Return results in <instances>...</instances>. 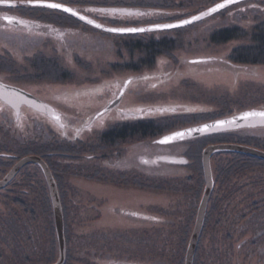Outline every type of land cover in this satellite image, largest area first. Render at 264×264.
<instances>
[{
	"label": "rangeland",
	"instance_id": "374dc122",
	"mask_svg": "<svg viewBox=\"0 0 264 264\" xmlns=\"http://www.w3.org/2000/svg\"><path fill=\"white\" fill-rule=\"evenodd\" d=\"M141 1H143L144 6H152L151 8L157 9L148 19L172 20L204 10L215 0H48V2L61 3L64 6H73L78 12H82L92 19L96 18L100 20V23L110 27H139L147 24L144 22L147 18L135 23L136 19L124 17V19H118L114 23L109 19H99L98 17L102 15L88 11V6L97 8L101 6L105 10L124 9L129 12L133 10L132 7H138L134 5H142ZM7 2L23 5L21 0H7ZM240 3L226 10L222 16L213 17L189 28L161 34H146V37H153L154 39H171L178 46L170 54L166 52L168 55H158L155 58L157 59L156 64L154 63L155 65L152 66L140 65L139 60H141L142 54L137 49H130L134 47L127 46L131 41H127L124 36L100 34L93 32L87 26L76 25L71 21L65 23L56 21L57 24H55L46 20L44 23L41 20L42 14L35 13L32 16L40 20V25L52 26L53 32L59 36L50 37L47 33H40L46 32L48 29H40L38 32L34 29L12 27L7 29L6 27V29L0 30V78L8 77L9 79L4 81L31 91L35 95L45 97L49 96L50 89L54 87L59 92L72 90L80 83L88 84L89 81L95 82L97 78H103L104 80L102 79L100 82L103 86L93 90L96 97L91 99L93 105L87 104L94 107L93 111H95L101 109L107 100L116 93L115 90L110 93L109 89H104L108 81L113 80L116 85H119L125 77L134 76L133 70L139 66L142 71L140 74H144L145 82L140 80V85H138L139 81L134 82L126 92V97L119 108L134 106L180 108L177 111L172 109L167 111H163V109L159 112L152 111L146 113L142 118L167 116L173 113L181 114L182 112L232 116L243 111H264V65L231 64L228 58L234 48L252 45V28L258 22H264V2ZM20 10L23 9H15L14 14L19 13ZM232 25L243 29L246 36L236 37L226 43L210 42V35L213 31ZM3 53L11 54L10 59L14 61L15 65L7 56H3ZM195 58L212 59V61L190 65L188 61ZM31 59L34 60L29 61ZM50 66L60 70L56 73V77L49 74L47 68ZM66 72L67 74H64ZM64 75H68L69 79L65 78ZM106 75L108 76L106 77ZM109 86L111 85L109 84ZM102 94L104 95L102 96ZM98 96L100 97L97 98ZM42 99L48 100L47 98ZM71 99L69 98L68 102L76 107L82 102L78 100L71 102ZM52 105L63 112L65 109H71L61 97H57ZM189 109L195 111H189ZM112 122H114V113L111 111L96 123L93 131L100 133ZM190 124H175L172 130L177 131L183 129L182 127L193 126ZM7 125L2 124V129H0V152L15 154L20 159L25 157L23 156V147L28 145L47 146L50 143H48L50 136L45 134V130L38 122L33 125L34 130H36L35 133L33 130H29L27 133H22L27 135L21 136L18 131L16 132V140L23 139L25 144L11 140V130L8 129V126L11 129V122L10 125ZM87 134L85 133L86 136ZM243 134L264 136V126L252 128ZM154 137L159 136L143 138L142 144L136 148L133 147L132 151L127 148L124 152L121 149L122 152L119 154L122 157L118 159L117 167L124 170L137 164L144 175L152 177V173H154L156 174L154 177L159 178L158 183L143 181L144 189L140 193L145 195L144 204L153 201L151 196H154V201L160 207L158 209L160 215L163 216L167 213L171 215L169 222L160 223V232L157 233L159 237L153 234L149 236V233L143 238H137L138 242L135 248L132 246L135 245V240L130 235L127 236L128 234H121L120 230H113V232H108L105 235H95L94 238L90 234L92 228L89 225L81 228L77 226V221L70 222L72 224H70V230L67 234L69 241L67 264H91L92 257L90 258V256L94 257V255L100 256L101 259L113 261L126 258L127 261L136 260L140 264H184L183 258L195 224L196 209L199 206L205 186L203 175H201L202 185L199 199L193 198L192 194L187 193V190L183 188L186 182L193 188L198 185L195 171L190 168L193 165V160L190 158L199 152L201 153L209 142L205 140L200 145L196 140H192L184 145L150 146L149 143L154 141ZM100 141H96L94 144H99ZM55 145L58 144L55 143ZM196 145L201 146L200 151L198 148L192 149ZM120 146L115 147V150H119ZM90 149L91 147H87L83 150L84 153L82 152L80 159L72 167L75 170L76 167L79 168L77 170L79 171L77 174L79 178L68 179L71 183L78 185L84 193L90 189L98 190L91 184V161L88 155L95 151L91 152ZM228 154L221 159L228 158L230 156ZM158 155L183 156L184 158L186 156L188 168L169 166L164 163H159L155 167L151 161ZM141 157L146 158L149 162H141ZM112 159L113 162L114 158ZM217 160L219 158L213 156L210 163L214 176H216L215 163ZM2 161L7 160L1 158L0 163ZM250 163L252 164V162ZM202 171L201 168V174ZM98 180L103 182L100 178ZM166 182L170 184L164 186L165 184L162 183ZM114 186L111 190L112 199L119 202L113 204L122 206L124 202L121 201L120 194H123V190H117ZM16 189L11 198L18 200V202L23 201V203L28 204L38 200L37 194L23 196L19 194L22 191ZM100 189L101 192L98 193L103 194L104 188L100 187ZM78 195L79 197L76 196L77 200L80 198V194ZM146 195H150V197L148 198ZM212 195L207 207V217L195 253L194 264H264V165L256 166L253 163L247 169L245 168L242 173L233 175L228 183L217 182ZM86 197V194H81L79 200L86 203ZM189 203H191L190 207ZM5 208L7 207L5 206ZM34 208L35 222H30L24 217V214L29 213V211H23L17 206L11 207V219L13 220L11 232L7 229H0V256L2 259L0 264L8 261L10 250L11 257L14 255V258L15 256L19 258L15 260L16 263L19 260L25 261L29 255L31 264L45 263L41 256L45 255L47 243L50 242L51 238L49 233L44 231L46 219L42 216V210L38 206H34ZM79 208L76 217L72 211L68 212V221L77 220L78 216L79 219L88 218L86 206L82 204ZM3 209L4 207L2 208L0 203V212H3ZM4 212L7 213V209ZM190 212L195 213L188 223L186 218ZM186 222L188 225L184 231L181 226L185 225ZM116 223L112 222L111 224L117 225ZM113 229L117 228L113 227ZM155 237H157L156 240ZM122 239L128 240L125 246L133 247L127 248L126 253L120 251ZM93 241L96 246L100 247L103 242H108L106 244H111V247L108 249L99 248V252L103 251V253L92 255L90 250ZM239 242L242 244L240 249H238ZM139 245L142 248H139ZM56 251L58 252L57 246ZM12 261L13 257L11 264H16Z\"/></svg>",
	"mask_w": 264,
	"mask_h": 264
},
{
	"label": "flooded vegetation",
	"instance_id": "af4514ba",
	"mask_svg": "<svg viewBox=\"0 0 264 264\" xmlns=\"http://www.w3.org/2000/svg\"><path fill=\"white\" fill-rule=\"evenodd\" d=\"M222 1H224V0H215L214 2H212V4L210 6H208L204 10H201V11H199L193 15H190V16L186 15L183 18H175L172 20H170V19H168V20H157V19H153V18L148 19V17H152L154 12H156L155 10H157V9L151 8L152 6L151 7L144 6L143 1H141L142 5H138V4L134 5V6H138V7H132L131 9H133L132 12L146 13V15H133V16H123V17H121L120 15H117L115 18H113L111 16H108V17L99 16L98 18L102 19V20L103 19L104 20L109 19L110 21H113L114 23H116L118 19H121V18L124 19V17H126L127 19H136L135 23H138L139 21L141 22V20H143L144 18H147L144 20V22L147 24H145L143 26H139V27H146V26H153V25L164 24V23H175V22H179L183 19H188L194 15L201 13L202 11H205V10L215 6L216 4H218ZM251 1H255L254 3H257L258 0H250L247 2H251ZM260 1H264V0H260ZM240 4H242V3H240ZM15 5H17V6L16 7L0 6V30H4V29H6V27H7V29H9V28L11 29V27L17 28V29L24 28L27 30L34 29L35 31L38 30V32H40V29L41 30L42 29H48V30H46V32H40V33H47L50 35V37L54 36V35L59 36V34L53 32L52 26L40 25L39 24L40 20H37V18H34L32 15H34L35 13H40V14L44 15L45 13L52 12L58 16H61V14L63 15L64 13L57 11V10L47 9V8H39V7L34 8L31 6H25V4L21 5L20 3L15 4ZM235 6H237V5H235ZM235 6H231L227 9L233 8ZM90 8L104 9L101 6H99L98 8L93 7V6H88V9H90ZM15 9H23V10H20L19 13L14 14ZM34 10L36 12H33ZM218 13H220V12H218ZM5 16L12 17L13 23L9 24L8 22H6L4 20ZM213 17H215V16L212 15V17H210L208 19H211ZM95 20L100 21L96 18H95ZM44 23H46V22H44ZM22 24H26V25H22ZM197 24L198 23L193 24L191 26H188L187 28L195 26ZM81 26H82V24H81ZM179 29H184V28H179ZM169 31H174V30H169ZM164 32H168V31H160V32H156V34H158V33L161 34ZM145 34H151V33H145ZM10 55L11 54L3 53V56H5V57L7 56L8 58H10ZM156 61H157V59L155 60V64H156ZM194 61H195V63H194ZM211 61H212V59L195 58V59L188 61V63L190 65H196V64L208 63ZM133 72L135 74L134 76L125 77L119 85H116L113 80L108 81V83L104 86V89H109L110 93L112 91L114 92V90H115L116 93L114 94L113 97H111L109 100H107L106 104H104L101 109H99V110L97 109L95 111H93L94 107L89 106L87 104L89 103V104L93 105V102H91L92 101L91 99L96 98L93 94V90L98 89L99 87L103 86V84L100 83L103 78H100V79L97 78L95 80V82L89 81L88 84L87 83H80V85H78L77 87H75L72 90H63V91L59 92L58 90H55V87H54V88L50 89L49 96H46V97L35 95L31 91H28L22 87L16 86L14 84H11L8 81H4V80L0 79V82H2L4 84H10V86L22 89L25 92L31 94L32 96H34L37 100H39L47 108V111H37V110H35L31 107H28L26 105H22V106L18 107L16 104L10 105V104H7V103L3 102L2 100H0V129H2L1 128L2 124L3 125H7V124L10 125V122H11V129L7 125L8 129L11 130V140L14 142L20 143V144H25L23 139H20L19 141L16 140V132L18 131V134L21 136L27 135V134H22V133H27L29 130H33V132L35 133L36 130H34L33 125L35 122H38L43 127V129L45 130V134L50 136V138L48 139L49 140L48 143L49 142L56 143V144H58L57 146H59V148H61L64 144H69L70 147H74L75 149L77 148V149H81V150H85V149H87V147H91L90 151L91 152L95 151L94 153L88 155V158L91 161V165H90V167H91L90 168L91 169L90 175L92 178L91 184H92V186H94V188H98V190H100V191L90 189L87 191V193H84V191H82L78 185L72 183L74 189H76V195L78 197H79L78 194H80V198H81V194L82 195L86 194V196H87L86 197L87 198L86 203L81 202L79 200L80 199L79 198L77 200L78 202H76V204L78 203L79 206H80V204L81 205L86 204V206H87L86 210L88 212V214H87L88 218L87 219L89 221V227L92 228L91 229L92 232L90 234H92L94 238H95V235H102V234L105 235L108 232H113V230H120L121 234H128L127 236L130 235V237H132V239L135 240V245H132V244L131 245L136 248V246H137L136 243L138 242L137 238H140V237L143 238V236H146L149 233H150L149 236H151V234H153V235H156L157 237H159V234H157V233L160 232L159 231L160 223L163 221L169 222L171 215H169L167 213V214H164L163 216H161L160 212L158 210L160 207L154 201L155 197L151 196L153 201H150L149 203L144 204L145 201L143 198L145 195L140 194V193H142V189H144V182L143 181L158 183L159 178L154 177V176H156V174L152 173V177H150L148 175H144L142 173L141 168L139 166L137 167V164H136V166L132 165L130 168H126L124 170L119 169V167H117V162H118V159H120L122 157L119 154V152H122L121 149H123V151L126 152L127 148L132 151L133 147L136 148L137 146H140V144H142V141H143L142 134L138 130L141 123H143L144 120H151V119H156V118L161 117V115H160V116L154 117V118H142L146 113H149L152 111L153 112L154 111L159 112L163 109H164L163 111H167L170 109H172L173 111H177L180 108L179 109L178 108L173 109V108H169V107L168 108H165V107H158V108H146L145 107L144 108L141 106L119 108L120 104L122 103V101L126 97L125 94L128 91L129 87L136 81H139L138 85H140V80H143V82H145L144 74L143 75L140 74L142 72L141 70H139V71L133 70ZM107 76L108 75H106V77ZM85 84H87V85H85ZM109 84L111 86H109ZM124 87H125V89H124V92L122 93V89ZM74 95H76V98H74ZM103 95L104 94H102V96ZM57 97L58 98L61 97V99H63V101L65 103L67 102L68 106L71 107V109H68V110L65 109V112H63L59 108L53 106L52 102L54 103V101ZM99 97L100 96H98L97 98H99ZM42 98H47L48 100L42 99ZM69 98L70 99L72 98L70 100L71 102H72V100H75V101L78 100V101H82V102H80V105L78 107H76L72 103L68 102ZM50 101H52V102H50ZM114 102H116V104L112 108H110L109 110H106L107 107ZM73 109H77V110H73ZM141 110H143V111H141ZM111 111H112V113H114V122L108 124L106 126V128L103 131H101L100 133H95L93 131V129H94L96 123L98 121H100L103 116L107 115ZM182 114H187V113L182 112ZM193 114H207V113H193ZM229 116H231V115L217 116L213 119L201 122L200 124L206 123L209 121L219 120V119L229 117ZM77 126H79V128H77ZM111 127H117L116 128L117 130L115 133H112V131L110 130ZM245 131H250V128L247 130L243 129L241 131H235V132L244 133ZM173 132H176V130ZM173 132H171V133H173ZM85 133H88L87 136L85 135ZM171 133H166V134H163L162 136L154 137V141H150L149 145L150 146H156V147L168 146V145H172V144H183L184 145V144L189 143L192 140L197 139V138H194V139L185 140V141L171 142L169 144H163V145L158 143L159 140L163 139L165 136H167ZM95 140L97 142L100 140L101 141L99 144H96V143L94 144V142H96ZM118 146H120L119 150H115V147L117 148ZM96 151H99V152L96 153ZM46 155H52V152H48V153H46ZM16 157L17 156L15 154H12V153L10 154V153H6V152H0V158H5L7 160V162L12 163L9 168H7V169L5 168V170H4L5 172L2 175V177L0 178V180L9 172L11 167L18 161V160H16ZM112 158H114L113 162H112V160H113ZM171 158H174L175 160H177V163L176 162L175 163L169 162L168 159H171ZM41 159L44 161L43 158H41ZM56 160L60 164L61 170L63 169L61 166H63L66 163L72 164L71 165V168H72L75 165V163L78 162L77 158L71 159V160L64 158L63 153H61L59 155V157L56 158ZM132 161L134 162V160H132ZM140 161L144 162V163L149 162L146 158H143V157L140 158ZM151 163L155 167H157L159 163H164V164H167L169 166L188 168L186 156L184 158L183 156L182 157H174V156H169V155H167V156L166 155H163V156L158 155V156L154 157V159L151 161ZM210 163H211V160H210ZM47 166H48V164H47ZM48 168H49L51 175H52V177L56 183L59 199H60L61 206H62V204H64L63 201H66V200H64V197L66 196L67 199L70 200L71 199V193L68 189H65L62 186H61L62 187L61 188L60 185H58V178H60V180H61L64 177L59 176L58 172L55 173V175H54V172L52 171L51 167L48 166ZM76 168H77L76 170H75V168L72 169L73 174H75L74 178H79L77 176V174H79L78 173L79 171H77V170H79V168L78 167H76ZM201 168H202V166H201ZM40 173H41L43 182L47 188V184L45 182V179H44V176H43L41 170H40ZM60 174L62 175L63 172H61ZM212 174H213V172H212ZM98 178L102 179L103 182L99 181ZM92 180H93V182H92ZM13 181H11L4 189L0 190V199H1L0 203L2 204V208L4 207L3 212H0V229H2V230L7 229L10 232H11V222L13 221L11 219V201H15L14 198H11V196H14V192H12V191H14L13 190L14 189L13 188V183H14ZM95 181H97V182H95ZM214 185H215V183H214ZM113 186L117 190L118 189L123 190V192H122L123 194H120V196H121L120 199L122 202H124V203H122V206L113 204V203L119 202L116 199H112L113 193L111 192V190H112ZM100 187L104 188L103 194H99L101 192ZM47 191H48V188H47ZM213 192H214V188H213L212 194H213ZM23 193L25 196L27 195V193L25 191H23ZM132 194L134 195V197ZM212 194H211V196H212ZM48 195H49V192H48ZM146 196H148V198L150 197V195H146ZM49 200H50V196H49ZM32 203H35V202H32ZM50 203H51V201H50ZM190 204L191 203H189V207H190ZM208 204H209V202H208ZM5 206L7 208H5ZM207 207H208V205H207ZM5 209H7V213L4 212ZM207 210H208V208L206 209L205 219L207 217ZM197 211H198V206L196 209V215H197ZM62 212L64 214L63 208H62ZM164 212H166V211H164ZM76 215H78V213ZM76 215H75V217H76ZM191 215H192V213L190 212L186 218V221L189 220V216H191ZM196 215H195V219H196ZM77 218L79 219V216ZM112 222L116 223L117 225H112L111 224ZM204 225H205V220H204ZM204 225H203L202 232L204 230ZM186 226H187V224L182 225L181 228H184V231H185ZM113 227L117 228V229H113ZM202 232H201V235H202ZM92 235H91V237H92ZM201 235H200V238H201ZM10 236H11V233H10ZM157 237H155V240L157 239ZM122 241L123 242L120 245V249H121L120 251L121 252L126 253L127 248H129V249L133 248V247L125 246L127 244L126 242H128V240L122 239ZM199 241H200V239H199ZM106 243H108V242H106ZM106 243L103 242L102 245H100V247H99V246H96L95 242L93 241L91 243V245L92 244L93 245L91 246L90 253L92 255L97 254V253L102 254L103 251L99 252L100 251V250H98L99 248L108 249L109 247H111V244H106ZM239 243H238V249H240L242 247V246H240L241 243L240 244ZM139 244H141V241H139ZM198 244H199V242H198ZM140 247L142 248V246L139 245V248ZM197 249H198V245H197ZM50 253L51 252L48 250L44 254L48 258V257H50ZM66 253H67V244H66ZM8 256H9V259L7 262L5 261L4 264H11V258L12 257H13L12 263H14V262L16 263L15 260L19 259L17 256H15V258H14V255L11 257V250H10ZM26 258H30V255H29V257H26ZM57 258H58V253H57L56 259H54V260H53V258H52V260L46 259V260H44L45 261L44 264H53L57 260ZM90 258L92 259L91 264H140L136 260L127 261L128 259H126V258L124 260L122 259V260H117V261H113L111 259H104V258L101 259L100 256L96 257L95 255H94V257L90 256ZM1 260L2 259L0 256V261Z\"/></svg>",
	"mask_w": 264,
	"mask_h": 264
},
{
	"label": "trees",
	"instance_id": "16d2710c",
	"mask_svg": "<svg viewBox=\"0 0 264 264\" xmlns=\"http://www.w3.org/2000/svg\"><path fill=\"white\" fill-rule=\"evenodd\" d=\"M259 2H264L260 1ZM257 1V2H258ZM255 2V1H253ZM229 9H225L221 11L220 13L215 14L214 16H222L224 15L225 11ZM48 14V15H47ZM43 21H49L51 23L57 22H67L71 21L72 23L78 25L79 22L73 19L72 17L66 15V14H61V16H58L52 12L46 13L42 15ZM206 21V20H205ZM204 21L199 22L198 24L202 23ZM57 24V23H55ZM180 29H176L174 31H178ZM94 32H97L93 30ZM104 35H109L105 33H100ZM246 36V32L241 29L238 26L232 25L230 27H224L218 30H215L211 33L210 35V42L212 43H226L231 40H233L236 37L239 36ZM146 34H133V35H124V37L127 38V41H131L127 46H133L134 48L130 49H137V51H140L142 54V58H140V65H153L155 63V58L158 55L162 54H170L173 50H176L178 46L175 44V42L171 39L167 38H153V37H146ZM251 37H252V45L250 46H240L234 48L228 58L231 64H237V65H264V22H258L257 24L254 25V27L251 30ZM167 54V55H168ZM144 57V58H143ZM8 58V57H7ZM12 64L15 65L14 61L10 58H8ZM34 59H31L29 61H32ZM145 61V63H144ZM47 70L50 72L49 74L55 75L59 69H57L54 66H50L47 68ZM135 71H139L140 68L137 66ZM64 74H67L64 73ZM65 78H68V75H64ZM217 116L214 115H209V114H179V113H173L168 116H161L160 118L156 119H151V120H144L143 123L139 126V131L142 134L143 138L146 137H152V136H160L161 134L165 133H171L172 128H174L175 124H190L193 125L204 122L206 120L213 119ZM182 122V123H181ZM198 125V124H197ZM189 127V126H188ZM117 127H111L110 130L112 133L116 132ZM135 128V127H134ZM182 128H187L182 127ZM135 130V129H134ZM119 132V131H118ZM126 133V132H125ZM208 140V145L210 144H238V145H243V146H248L252 147L258 150L264 151V136H256V135H249V134H243L235 131H230V132H221L217 134H212L208 135L205 137L197 138L196 142H198L200 145L203 143V141ZM193 144V143H192ZM196 145L195 147L193 146L192 149L198 148V151L201 150V146ZM23 156H29V155H37L40 156L41 158L44 159V161L48 164L49 167H51L52 171L55 173L58 172L59 176H63L60 180L58 178V185L60 187H64L65 189H68L71 193V199L68 200L67 197H64L63 201L64 204H62V208L64 210L63 214V219H64V232H65V239H66V244L68 246V232L70 230V222H75L77 221V226H80L81 228L84 226L89 225V221L87 218L83 219H78L74 221H68V212L72 211L75 215L77 214V211L80 209L81 204L76 202V189H74L72 183L68 180L70 178H73L75 174H73L72 168L70 163H66L63 166H61L63 169H60V164L57 162L56 158L59 157L61 153L64 154V158L66 159H80L81 155L84 153L83 150L81 149H75L74 147H70L69 144H64L61 148L59 146L55 145V143H49L47 146H25L23 147ZM52 152V155H46V153ZM83 152V153H82ZM202 153V152H201ZM201 153H197L195 156L191 157L190 160H193V165L192 168L195 171V177L198 185L193 188L189 185V183H185L184 188L187 190V193L192 194L193 198L199 199L200 193H201V185H202V176L201 174ZM228 153H219L215 154L214 156L216 158H219L217 162L215 163V171H216V176H214L213 173V180L214 183L216 184L217 182L220 183H228V181L231 179L233 175H236L237 173H242L245 168L247 169L250 167L253 163L258 166V165H264V162L262 160L249 157V156H243L241 154H228L230 155L226 159H221L224 158ZM1 159V158H0ZM16 160H19V158L16 157ZM252 162V164L250 163ZM5 165V166H4ZM11 166V162H1L0 163V178L4 174L5 168H9ZM63 172L61 175L60 173ZM213 172V170H212ZM13 190L12 192H15L16 190H22L21 195L24 196L23 191L27 193L26 196H30L32 194H37L38 200L35 201V203H28L25 204L23 201L18 202V200L11 201V207L15 208V206L20 207L21 210L23 211H29V213L24 214V217L27 218L28 221L32 222L34 221V211L35 208L34 206L40 207V210H42V216L44 219H46V225L44 227L45 233L48 232L50 235V242L47 243V248L45 249L47 252L48 250L51 252L50 257L47 258V256H41V259L44 258L43 260H53L56 259L57 257V251H56V246H57V241H56V236H55V229H54V219H53V212H52V206L49 200V195L47 188L43 182L40 170L37 166L33 164H29L28 166H25L21 169L19 175L14 179L13 181ZM165 184L164 186H167L170 183H162ZM61 187V188H62ZM215 187V185H214ZM182 189V190H183ZM172 190V188H171ZM214 193V192H213ZM213 196V195H212ZM66 198V199H65ZM75 199V200H74ZM211 200V198H210ZM38 201V202H37ZM86 206V204H84ZM87 209V206H86ZM195 213V212H194ZM194 213H192L191 216H189V220L187 221L188 223L191 221V218L194 217ZM18 220V217H17ZM20 220V219H19ZM35 222V221H34ZM186 224L188 225V223ZM187 228V226H186ZM70 240V239H69ZM44 252V253H45ZM42 254V253H40ZM49 254V253H48ZM68 254H66V262L67 264V259H68ZM53 256V257H52ZM52 257V258H51ZM184 259V258H183ZM195 261V258H194ZM193 261V264L195 263ZM31 264V259L26 258L25 261L19 260L18 263L16 264Z\"/></svg>",
	"mask_w": 264,
	"mask_h": 264
},
{
	"label": "water",
	"instance_id": "95a60500",
	"mask_svg": "<svg viewBox=\"0 0 264 264\" xmlns=\"http://www.w3.org/2000/svg\"><path fill=\"white\" fill-rule=\"evenodd\" d=\"M242 1H246V0H236V2L231 4V5H234V4L242 2ZM223 2L224 1H222L220 3H223ZM7 4H15V3L14 2H7ZM7 4L4 1L3 2L0 1V6H7ZM231 5H228V6H231ZM213 7H215V6H213ZM209 9H207V10H205V11H203L197 15H194V16H199L200 19L193 21L191 24L196 23L198 21H201V20L209 17L210 15H202L204 13H207ZM108 10H110V9H108ZM129 12H132V11H129ZM132 13H136V12H132ZM212 14H214V13H212ZM192 17H190L188 19H191ZM74 18L78 19L77 17H74ZM81 22L85 23L84 21H81ZM179 22H175V23H179ZM94 23H97V22L94 21ZM85 24H87V23H85ZM191 24H188V25H191ZM22 25H26V24H22ZM188 25H184L182 27H185ZM89 26L94 28L92 25H89ZM103 27H105V26H103ZM144 28L145 29H153L151 31H145V32L161 31V30H155V25L149 26V27H144ZM177 28H180V27H177ZM172 29H175V28H172ZM97 30L103 31L102 29H97ZM103 32H105V31H103ZM145 32H143V33H145ZM106 33H109V32H106ZM110 34H119V33H110ZM0 84H3V83L0 82ZM124 89H125V87L122 89V93L124 92ZM0 100H2L3 102H5L7 104H10V105L16 104L18 107H20L22 105H26L28 107H31V108L37 110V111H47L46 106H44L34 96L25 92L24 90H21L19 88L13 87V86H10V88L7 90L0 87ZM116 102L110 104L106 110H109L110 108H112L116 104ZM247 112H264V111L252 110V111H247ZM243 113H241V114H243ZM241 114L234 116V117H239ZM234 117L228 118V119H223V120H232ZM217 122L218 121L213 122V123H209L206 125H215ZM203 126L204 125L193 127V128H188L185 130H180V131L185 132L184 137L183 138H177V139L173 140L172 142L183 141V140L192 139V138L207 135V134H214V133L228 131V130H236V129H240V128H244V127L264 126V117L253 116V117H250L248 120H237L235 124H225L223 127H220V128L210 127L207 131H204V132L199 131V129L202 128ZM191 129H196L197 131H191L190 132L189 130H191ZM180 131H177V132H180ZM173 134L174 133H172L170 135H173ZM170 135H168V136H170ZM219 153L241 154V155L253 157V158L264 161V151L258 150L255 148H251V147H247V146H242V145L216 144V145H209L203 149L202 155H201V164H202L205 186H204V190H203L201 200L199 202L198 211H197L193 231H192V234L190 236V239L188 241V245L186 248L185 257H184V264H193V261H194L195 252H196L197 245H198L200 235H201L203 225H204L207 205H208L209 199L211 197V194H212V191L214 188V180H213L212 170H211V166H210V160H211V157L213 155L219 154ZM168 161L172 162V163H175V162L177 163V160H175L174 158L168 159ZM29 164H33L41 170V172L44 176L45 182L47 184V188H48V192H49V196H50V201H51V206H52V211H53L55 235H56V240H57V245H58V258L54 264H64L65 260H66V241H65V235H64V220H63L62 206H61V202L59 199L56 183H55V181L51 175V172H50L47 164L38 156H26V157L20 159L9 170V172L0 180V190L4 189L16 177V175L21 171V169L23 167L29 165Z\"/></svg>",
	"mask_w": 264,
	"mask_h": 264
},
{
	"label": "snow or ice",
	"instance_id": "6c2138e0",
	"mask_svg": "<svg viewBox=\"0 0 264 264\" xmlns=\"http://www.w3.org/2000/svg\"><path fill=\"white\" fill-rule=\"evenodd\" d=\"M235 2L236 0H224L223 3L216 4L215 7L210 8L207 13H204L202 15H211L212 13H216L219 10L224 9L228 5H231ZM5 3L7 4V0H5ZM21 3L25 4V6H31L34 8L36 7L47 8L51 10H59L63 13H68L72 17H77L80 21H84L88 25H92L96 29H102L103 31L109 32V33H119V34L132 33L134 34V33H143L145 31L153 30V29H145L142 27H103L101 23H94L92 19H88L85 15H81L80 13H78L77 11H75L74 9L70 7H66L61 3L48 2V0H21ZM7 6L16 7L17 5L7 4ZM88 11L93 12V13H98L99 15H102L104 17L111 16L113 18H115L117 15H120L121 17L133 16V15H146V13H132V12H127L124 9H115V8L110 9V10L91 8V9H88ZM198 19H200L199 16H193L191 19H183L179 23L157 24L155 25V30H167V29L182 27L184 25L191 24L193 21L198 20ZM4 20L8 22L9 24L13 23L12 17L5 16ZM0 79L8 80L9 78L2 77ZM0 87L7 90L10 88V84H0ZM189 111H195V110L189 109ZM253 116L264 117V112H244L239 117H234L232 120H219L215 125H204L202 128L199 129V131L204 132V131H207L210 127L220 128V127H223L225 124H235L237 120H248L250 117H253ZM189 131L191 132V131H197V130L191 129ZM184 135H185V132L183 131L176 132L173 135L165 136L163 139L159 140L158 143L162 145L169 144L177 138H183Z\"/></svg>",
	"mask_w": 264,
	"mask_h": 264
}]
</instances>
